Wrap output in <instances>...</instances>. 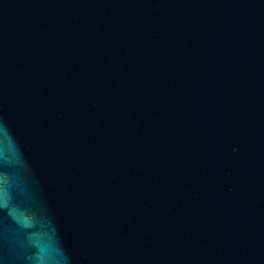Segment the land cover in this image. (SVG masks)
<instances>
[{"label":"water","instance_id":"obj_1","mask_svg":"<svg viewBox=\"0 0 264 264\" xmlns=\"http://www.w3.org/2000/svg\"><path fill=\"white\" fill-rule=\"evenodd\" d=\"M0 264H264V0H0Z\"/></svg>","mask_w":264,"mask_h":264}]
</instances>
